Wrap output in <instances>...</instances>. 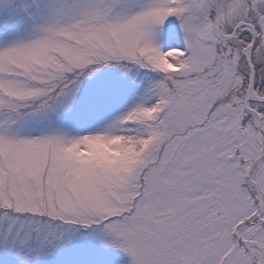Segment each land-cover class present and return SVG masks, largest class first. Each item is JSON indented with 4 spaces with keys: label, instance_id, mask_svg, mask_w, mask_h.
Returning a JSON list of instances; mask_svg holds the SVG:
<instances>
[{
    "label": "snow or ice",
    "instance_id": "snow-or-ice-1",
    "mask_svg": "<svg viewBox=\"0 0 264 264\" xmlns=\"http://www.w3.org/2000/svg\"><path fill=\"white\" fill-rule=\"evenodd\" d=\"M0 264H264V0H0Z\"/></svg>",
    "mask_w": 264,
    "mask_h": 264
}]
</instances>
